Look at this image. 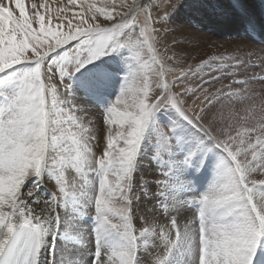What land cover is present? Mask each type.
Here are the masks:
<instances>
[{
	"label": "snow or ice",
	"instance_id": "6c2138e0",
	"mask_svg": "<svg viewBox=\"0 0 264 264\" xmlns=\"http://www.w3.org/2000/svg\"><path fill=\"white\" fill-rule=\"evenodd\" d=\"M180 2L168 0L163 15L160 6L164 0L159 4L151 0L139 4L114 2L110 13L88 4L83 10L69 14L67 7L53 10L48 0H32L30 4L27 0H0V88L12 84L18 89L0 108V264H38L51 222L27 208L21 189L30 177L40 176L46 164L56 170L58 183L50 210L70 191L81 193L90 183L89 172L100 177L94 199L98 240L103 234L114 232L124 243L107 252L97 251L95 264H138V238L148 229L137 233L132 222L131 171L143 133L162 108L175 110L214 141L232 162L223 182L200 200L199 264H254L257 249L264 242V95L255 96L250 88L237 87L242 83L238 80L215 91L203 84L194 90L186 85L206 65L223 68L257 64L252 61L255 53L237 48L228 55L203 58L206 53L202 52L199 63H188V59L196 61L197 56H181L174 51L175 45L169 47L166 42L167 17ZM66 3L75 7L77 0ZM101 15L103 21L99 19ZM134 26L139 28V36L121 42L124 31ZM79 38H84L85 44L95 45V50L85 61L80 51L67 57L65 65L72 64L73 71H79L96 54H107L104 49L109 44L114 45L113 51L130 49L138 65L131 86L107 115L99 145L97 137L77 116L61 106L53 68L42 70L44 58ZM261 52L258 64L264 65V49ZM22 64H34V67L17 71L14 66ZM168 73L175 75L171 82ZM66 74L67 68L61 66L59 77ZM246 79H264V69ZM137 82L143 99L137 110L132 111L122 107V98ZM178 87L184 91L173 92ZM188 93L195 96L199 107H187L184 97ZM233 101L260 117L261 126L248 129L246 141L239 131L233 135L230 125L216 129L208 120L216 110L220 119H224L225 109L229 116L233 115ZM173 131L161 133L164 144L169 143ZM234 144L237 146L233 147ZM100 145L97 153L95 149ZM49 149L54 153L51 159H48ZM195 155V150L190 152L185 163ZM183 239L175 221H171L162 229L163 247L150 264H168Z\"/></svg>",
	"mask_w": 264,
	"mask_h": 264
},
{
	"label": "rangeland",
	"instance_id": "374dc122",
	"mask_svg": "<svg viewBox=\"0 0 264 264\" xmlns=\"http://www.w3.org/2000/svg\"><path fill=\"white\" fill-rule=\"evenodd\" d=\"M122 1L126 2L128 0H77L75 7L67 4L66 0H48V3L53 10L57 7H67L69 14H71L72 12L83 10L87 4L94 2L92 4L93 7L102 8L105 12L110 13L112 12L113 3L119 4ZM27 2L30 4L32 0H27ZM37 2H40V0H37ZM141 2H144V0H134L132 3L139 4ZM151 2L159 4L160 0H151ZM167 2L168 0H164V3L160 6L161 15L164 14ZM99 19L103 21V16L101 15ZM140 19H143L142 13ZM166 25L169 28L166 34L168 46L172 47L175 45L174 51L181 56H197L196 61L188 59V63H199L202 52L206 53L203 58H207V55L212 54L228 55L237 48L244 52L251 51L255 53L252 56V61L257 64L226 65L223 68L206 65L198 71L197 76L192 78V82L188 83L187 87L194 90L198 84H203L205 87H210L212 91H215V89L223 88L233 80H238L242 83L238 84L237 87H248L255 96L264 95V79H246L254 72L259 73L264 69V65L258 64L262 56L261 49H264V0H181L174 11L167 17ZM138 36L139 28L134 26L126 29L120 40L123 42L130 37L137 38ZM83 40L84 38L73 40L69 46L64 45L62 46L63 48L59 49L60 51H56L58 54L53 53L48 58H44L42 70L49 67L53 68L57 76V80L54 82L58 85V89H63L60 90L63 97L60 98L61 96H59L61 106L65 111H72L81 124L86 128L88 127L92 132V130L94 131L95 128L99 127L100 122H103V127L106 128L105 122L109 111L114 105L113 103L120 98L126 84L129 87L131 86L132 75L138 65L130 49L119 48L113 51L114 45L109 44L104 49L107 54H96V58L91 59V62L83 63L79 71H73L72 64L65 65L67 57L72 56L76 51H80L83 53L82 61H85L94 54L95 45L85 44ZM215 63L219 64V62ZM61 66L66 67L68 71V74L62 78L59 77ZM14 67L17 71H27L30 67H34V64H22ZM174 78L175 75L173 73L167 74L169 82ZM102 82H104L103 85ZM139 88L140 83L137 82L134 89L127 95L130 98L128 103L134 102L136 110L143 99ZM155 90L153 88V91ZM172 90L173 92H183L184 88L178 87ZM17 91L18 89L12 84L0 88L1 108L16 95ZM108 98L112 101L114 100V102H109ZM184 99L188 108L199 107V103L195 101V96L192 93L186 94ZM232 104L233 115L229 116L228 110L225 109L224 119H220L217 114L219 110H216L209 116V123L216 129L226 128L230 125L232 134L235 135L239 131L241 137L246 141L248 129L261 126L260 117L257 112L245 111V105L235 104V101ZM94 117L99 119L96 118V120ZM93 118L97 123V127H95ZM170 129H174V132L169 138V143L164 144L161 133ZM95 132L97 135L102 133L100 131L98 133L96 130ZM254 139L255 133H253ZM202 142L207 143L209 146L206 145L207 147L202 151V159H199V154L194 147H197ZM181 145H190L193 148L187 147L191 151H196L195 157L192 158L193 164L191 161L185 163L190 152H188L186 147L185 149L180 147ZM236 146L235 144L233 145V147ZM209 150L217 155L224 153L228 157L222 149L216 147L214 141L209 140L203 132L193 127L175 110L170 108H162L155 114L154 119L149 122L140 140L131 171L132 182L130 187V206L136 200L138 208L131 218L134 227H137L139 231L148 229L145 235L141 237V241L145 244H150L153 249H156V252H160L163 247L162 229L168 226L171 221H175L176 230L184 236V239L173 251L168 261L171 264H195L196 261H199L197 259L200 256L199 243L201 244V233H196L187 245L186 217L192 213L195 214L193 210L196 202L200 203V200L205 195L203 194L199 197L191 189L189 181H187L188 175L186 176L185 165L191 166L192 164L195 167L203 164V159L206 157L205 153L207 154ZM49 153L51 154V159L54 153L51 149H49ZM154 153L155 155H153ZM157 155L161 156V161L157 162V169L152 170L149 165H153ZM228 158L230 160V157ZM225 160L220 161L222 166L225 165ZM229 162L231 164V161ZM45 167L47 181L57 192V172L52 165L46 164ZM160 175L161 177L158 181L156 178ZM34 177L32 176L29 179ZM146 187L153 188L151 191L145 192L148 200L137 201L142 196L141 190ZM138 189L141 190L139 191ZM196 190L198 192L202 191L197 188ZM92 219L87 217L86 221L90 222L92 227L96 229L97 221L93 222ZM193 223L196 224V221ZM153 225H158L159 227L153 228ZM92 233L96 241L97 231L93 230ZM174 234L173 232V237ZM122 243L124 242L121 241ZM112 244L113 240L111 241ZM93 258L96 260V254L93 255Z\"/></svg>",
	"mask_w": 264,
	"mask_h": 264
},
{
	"label": "bare ground",
	"instance_id": "6f19581e",
	"mask_svg": "<svg viewBox=\"0 0 264 264\" xmlns=\"http://www.w3.org/2000/svg\"><path fill=\"white\" fill-rule=\"evenodd\" d=\"M133 1L134 0H128L126 1V3L131 4ZM122 2H125V1H122ZM71 43L72 41H70L66 45L69 46V44ZM53 53L58 54L56 51ZM53 53H51V55H53ZM103 83L104 82H102V85ZM124 88H125L124 91H126L129 88V85L126 84ZM60 90H63V89L59 88V96H61L60 98H62L63 94L60 93ZM114 93L116 92L114 91ZM122 99H123L122 107L127 106V107H130V110L136 111L135 103L134 102L128 103L130 98H128L127 95L124 96ZM110 101L112 103L114 102V100L112 101L111 99H109V102ZM94 118H93V122L95 124V127H97V123L95 121L97 117L95 119ZM102 119H103V116H102ZM104 129L105 127H103V122L102 123L100 122L99 127L97 129L95 128V130L97 132L98 131L102 132L101 135H97L95 130L94 131L92 130V133L97 136V142H96L97 145L102 143ZM206 145L209 146L207 143L202 142L197 147H194L196 148L199 154V159H202V151L207 147ZM187 146L190 148H193L190 145H186V146L181 145L180 147L184 149L186 147L188 152H192ZM99 147H102V145L98 146L95 149L97 153H99L100 151ZM153 155H155V153ZM205 155L206 157L203 159V164L197 165L194 167L192 165L194 162L191 159V162H192L191 166L185 165L186 176L188 175L187 181H189L191 189L194 190L199 197L202 196L203 194L207 195L209 192L213 190L215 186L222 183L226 177L228 167L231 165L229 162L230 161L229 158L226 157L224 153H220L217 155L209 150V152L207 151V154L205 153ZM50 157H51V154L48 152V159H50ZM155 158L156 159L154 160L153 165H149L148 163L149 168L152 170L157 169L158 167L157 162L161 161V156L157 155ZM224 159H226L225 165L222 166L220 161H223ZM159 165L161 166V164ZM189 169L192 171L194 177L197 180L205 184V188L203 189V191L198 192L196 190V185L193 179L190 177ZM209 169H210V172L208 173ZM160 177L161 175L157 177L156 179L159 181ZM89 180H90V183L86 185L85 189L81 193H74L70 191L68 195L64 196L62 201L58 203L54 209H51V210L49 206L51 204V201L54 198L56 191L47 181L46 167L42 169L40 176L38 177L35 176L32 179H28L26 183L23 185L21 189V193H22V197L26 201L27 208L31 210L33 214H39L41 215L42 219H49L51 222L49 232L44 237L43 243L40 248V263L39 264H95L96 260L93 258V255L96 254L97 251L103 250L104 252H107L112 247L117 246L118 244H121L119 237L114 232L105 233L102 235V238H100L99 240H98V237L96 238V241L94 240L92 231L93 230L97 231L98 222L96 225V229H94L92 227V224L86 221V218L87 217L93 218L92 219L93 222L97 221L96 220L97 212H96V208L94 205V199L98 194L100 177L93 172H89ZM152 189L153 188H150V187H146L143 190L140 189L142 196L137 201L139 200L147 201L148 196L147 194H145V192L151 191ZM30 192L32 193L31 196L28 195V193ZM196 204H198V202H196ZM137 206L138 205L136 204V200L133 201L132 206H130L131 207V217L136 213V210L138 208ZM193 211L195 212V214L192 213L191 215H188L186 217L187 245L190 242L191 238L196 233L198 234L201 233V227H199V224H198V218L200 216V213H198L195 209ZM195 221H196V224L193 223ZM134 228L136 229L138 233L139 229L137 227H134ZM112 240H113V244L111 245ZM199 245H200L199 248L201 249V244L199 243ZM138 249H139L138 254H137L138 264H150V262L154 260L155 257L160 253V252H156V249H153V247L150 244H145L144 242H142L141 237L138 238ZM197 260L200 261V256H198ZM199 261H196L195 264H199ZM168 264H171V263L168 262ZM254 264H264V242H262L261 246H259L257 249V253L254 257Z\"/></svg>",
	"mask_w": 264,
	"mask_h": 264
}]
</instances>
